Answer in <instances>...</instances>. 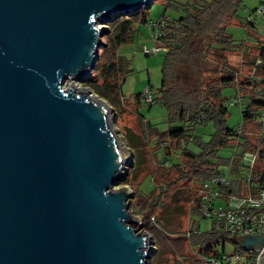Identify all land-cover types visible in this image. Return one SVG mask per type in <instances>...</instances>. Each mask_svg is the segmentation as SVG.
<instances>
[{
	"label": "water",
	"instance_id": "water-1",
	"mask_svg": "<svg viewBox=\"0 0 264 264\" xmlns=\"http://www.w3.org/2000/svg\"><path fill=\"white\" fill-rule=\"evenodd\" d=\"M150 1L0 0V264H146L150 234L113 188L131 152L107 103L63 81L94 67L97 20Z\"/></svg>",
	"mask_w": 264,
	"mask_h": 264
},
{
	"label": "rangeland",
	"instance_id": "rangeland-1",
	"mask_svg": "<svg viewBox=\"0 0 264 264\" xmlns=\"http://www.w3.org/2000/svg\"><path fill=\"white\" fill-rule=\"evenodd\" d=\"M164 1L152 0L135 10L112 13L110 18L96 22L97 25H104L108 29V33L101 36V41L105 42V45H100L98 48L96 66L101 67L102 63L107 60L106 51L109 48H113L117 55L124 57L128 62L129 68L124 72L118 94L105 97L93 91L85 80L93 73L92 71L83 75L81 80L66 78L63 81V86H69L71 82L73 88H90L97 97L103 99L108 105V115L112 121L110 125L113 127L117 140L123 142L131 152L123 171L124 177L113 188H129L131 193L126 197L128 209L132 217L136 219H130L127 223L150 234L149 241L152 248L148 252L146 264H204L195 248V236L192 235L194 229L199 232L209 227V221L206 218H202L193 212V200L195 201L196 188L201 177L196 171H193L187 179L186 177H179V170L168 165L179 162V167L186 170L189 165H184L187 163V157L183 155L184 149L193 152L198 151L194 139L207 140L214 127L212 123L197 124L192 127L186 126L185 131L194 137L193 141L187 140L186 134L179 137V142L168 136L163 143L167 146L165 148L169 149L166 152L164 145L159 146V143L156 142L158 139L166 137V133L159 135L157 132H151L147 129L149 130L147 135L143 134L141 131L145 129V122L159 131L165 129L167 125L166 110L160 102L154 100L148 104L150 100L146 102L141 99L138 102L135 99L137 94L146 93L147 88L151 97L156 95V88L161 80L163 50H166V47L157 49L155 53L144 52L143 47L152 48L153 41L146 22L141 21H137L133 37L115 48L114 41L110 37L111 32L114 31L113 22L119 26L118 21L120 22L125 14H128L127 17L135 19V21L142 12H145L147 20L150 18V20L157 19L163 11ZM262 7L264 8V0H241L236 10V16L231 18L230 23L226 26V32L231 35L232 41L240 45L239 48L237 46L236 49L227 52V67L231 68L235 74L238 73L240 78L250 72V62L254 59L257 42L264 38V16L257 12V9ZM180 13V11H174L169 7L164 10V14L170 17ZM248 21L252 24L249 25ZM215 74L220 75L221 72L207 76L213 78L212 83H214ZM235 93V86L232 83L219 87V95L222 99L233 98ZM238 95L242 96L243 94L238 93ZM244 105L243 100H241L239 103L227 106L226 126L237 129L242 124L241 110ZM183 124V122H178L176 125ZM239 140L241 141L242 138ZM237 143L219 146L206 157L205 163L222 170L239 167L240 156L238 153L241 147ZM222 157L231 159L232 165L229 166L226 159L224 160ZM162 162H166L168 167L161 166ZM145 174L147 175L144 176ZM154 183L160 187L164 183V190L161 189L160 198L153 206L154 213L147 214L141 204L143 198L140 197V194L147 197V200L150 196L153 198L158 190L156 188L150 192ZM157 215L158 217H155ZM189 231L192 233L187 234ZM224 248L225 252L230 253L234 250V244L226 241ZM213 251L222 252L221 244L217 245ZM240 253L244 254L245 251H240Z\"/></svg>",
	"mask_w": 264,
	"mask_h": 264
},
{
	"label": "trees",
	"instance_id": "trees-1",
	"mask_svg": "<svg viewBox=\"0 0 264 264\" xmlns=\"http://www.w3.org/2000/svg\"><path fill=\"white\" fill-rule=\"evenodd\" d=\"M240 2L241 0H165L163 2L164 8L159 15L164 16L163 24L159 28V35L155 40L152 36L153 45L166 47V50H163L161 63V80L156 88L155 96L151 97V93L147 88L146 93L137 94L135 99L138 102L141 99L146 102L150 100L148 104H151L154 100L160 102L166 110L167 125L165 129L159 131L145 122V129H143L145 132H141L145 135L149 130L157 132L159 135L166 133V137L156 141L160 146L168 136L179 142V137L186 134L187 140L193 141L194 137L185 131L186 126L192 127L197 124L207 125L212 123L214 127L207 140L194 139L198 151L193 152L184 149L183 155L187 157V163L184 165H189L186 170L179 167V162L167 164L179 170V177L182 176L187 179L193 171H196L201 177L200 182L205 180L217 168L213 165H207L205 163L206 157L219 146L234 145L238 142L237 144L241 147L238 153L241 160L242 151L256 146L261 148L264 144V138L257 137L258 133L262 132L258 117L256 120L262 102L255 97L253 90L257 87L258 80L252 77L250 79L246 78L244 81V77L240 78L238 73L235 74L231 68L227 67V52L236 49L237 46L239 48L240 45L232 41L231 35L226 32V26L230 23L231 18L236 16V10ZM167 7L181 13L173 17L165 15L164 10ZM127 16L128 14H125L120 22L118 21L119 26L116 22H113L114 31L111 32L110 37L114 41V48L133 37L137 21L146 22L148 27L151 19H146L145 12H142L136 21ZM248 23L249 25L252 24L249 21ZM152 32V28H150L151 35ZM106 52L107 60L102 63L101 67H97L95 62L91 70L93 73L85 78L93 91L105 97L120 92L124 72L129 68L127 60L117 55L113 48H109ZM256 52L257 49L254 54ZM217 72H221V74H215V80L212 83L213 78L207 76ZM217 82L218 85H216ZM227 83L234 84L236 91H242L241 94L244 96L242 99L247 100L249 98L248 102L243 101L244 104L246 103L241 110L243 122L237 129L230 128L225 124V113L228 106L225 102L228 99L220 97L219 87ZM178 122L184 124L176 125ZM249 131L251 133H248ZM239 138H242V140L240 141ZM163 147L165 152L169 151L168 148H165L167 146L164 145ZM222 159H226L229 166L232 165L231 159L225 157H222ZM165 163L163 162L160 165L168 167ZM157 185L154 183L153 189L150 191L152 192L158 188L153 198L150 196L147 200V197L140 194V197L143 198L141 204L147 214L154 213L153 206L160 198L161 189L164 190V183L161 187ZM228 190L230 189L228 188ZM193 202V212L199 215L198 203L196 200H193ZM155 217H158V215ZM189 233L192 232H187V234ZM192 235L195 236V248L198 250L202 261L204 255L217 253L213 250L219 244H221L224 252L226 241L234 244L233 251H245L238 242L240 237L236 238L226 233L210 231L209 227L199 232L194 229Z\"/></svg>",
	"mask_w": 264,
	"mask_h": 264
},
{
	"label": "built area",
	"instance_id": "built-area-1",
	"mask_svg": "<svg viewBox=\"0 0 264 264\" xmlns=\"http://www.w3.org/2000/svg\"><path fill=\"white\" fill-rule=\"evenodd\" d=\"M257 12L264 15V8L257 9ZM163 20L162 15L148 23L154 40L159 35L158 27L163 24ZM156 45L150 49L143 47V50L149 53L165 48ZM256 49L250 72L244 75V81L252 77L258 80L253 90L255 97L262 102L261 108L257 106L260 113L256 115L262 127L257 137L261 139L264 138V38L259 39ZM238 93L242 91L237 90L235 96L225 104L239 103L241 100L248 102L249 98L244 100V96ZM241 158L239 167H231L227 171L215 168L205 180L199 182L195 195L198 212L200 217L209 221L210 231L236 238L256 234L262 237L263 244L245 250L244 254L239 251L206 254L203 256L205 264H259L260 252L264 248V144L261 148L245 149L241 152Z\"/></svg>",
	"mask_w": 264,
	"mask_h": 264
},
{
	"label": "crops",
	"instance_id": "crops-1",
	"mask_svg": "<svg viewBox=\"0 0 264 264\" xmlns=\"http://www.w3.org/2000/svg\"><path fill=\"white\" fill-rule=\"evenodd\" d=\"M156 43V42H155ZM162 164H163V162H162Z\"/></svg>",
	"mask_w": 264,
	"mask_h": 264
}]
</instances>
